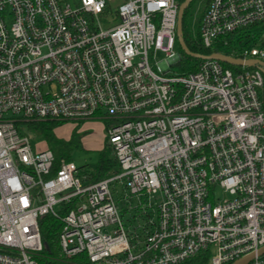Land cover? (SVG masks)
I'll list each match as a JSON object with an SVG mask.
<instances>
[{
    "label": "built area",
    "instance_id": "1",
    "mask_svg": "<svg viewBox=\"0 0 264 264\" xmlns=\"http://www.w3.org/2000/svg\"><path fill=\"white\" fill-rule=\"evenodd\" d=\"M109 1L0 0V264H181L202 252L209 264H264V46L227 54L251 66L202 59L170 75L180 2L124 0L104 26ZM255 27L264 0H208L201 42ZM15 115L106 119L119 172L55 170ZM46 216L61 223L58 256L45 254Z\"/></svg>",
    "mask_w": 264,
    "mask_h": 264
},
{
    "label": "rangeland",
    "instance_id": "2",
    "mask_svg": "<svg viewBox=\"0 0 264 264\" xmlns=\"http://www.w3.org/2000/svg\"><path fill=\"white\" fill-rule=\"evenodd\" d=\"M62 1L76 5L80 0ZM180 1L178 0V2ZM123 3L124 0L109 1L110 10L108 13H106L108 16L104 17V26L110 25V22H116V12L118 11L119 6ZM207 6L208 0H193L190 4L189 15L187 19L188 27L192 32L197 33L199 31L201 19L204 15V12L206 11ZM223 40L227 41L228 45H224L222 40L216 44V48H218L221 53H232L235 56H240L246 49H250L253 46L261 47V42L264 41V32L260 30V27H255L223 37ZM175 52L177 54L180 52L181 59L183 58L182 48L178 42L175 47ZM166 58L167 56L164 53L158 52L156 59L152 61V64L157 66ZM237 67L240 69L242 68L241 66ZM183 73L184 72L181 70V63L178 62L171 65V70L169 71L170 75ZM48 90L51 92L55 91V85L51 84L46 86L45 92ZM13 118L18 120V127L20 128L21 132L29 136L34 149L45 150L48 148L47 146H44L46 142L45 139L39 135L37 130L23 121L22 117L15 115ZM106 128L107 124L104 120L90 119L84 121L82 124L76 122H67L55 130V133L58 137L63 136L64 138L67 135L68 137H72V134L74 131H76V146L74 145L70 147V149L66 151L65 157L68 162H73L80 169V173L82 175H87L86 172H92L98 168L101 157L100 150L105 146V141L107 140ZM109 150L111 151V149ZM110 151L108 152V155L111 154ZM118 172L116 171V173ZM113 186V188L116 189L117 198L122 197L124 195V189L122 185L119 182L114 181ZM216 192L217 196L221 199L230 198L229 194H224L220 189H217Z\"/></svg>",
    "mask_w": 264,
    "mask_h": 264
},
{
    "label": "trees",
    "instance_id": "3",
    "mask_svg": "<svg viewBox=\"0 0 264 264\" xmlns=\"http://www.w3.org/2000/svg\"><path fill=\"white\" fill-rule=\"evenodd\" d=\"M185 0H181L180 3L184 2ZM189 8L185 11V17H184V31H183V38L185 41V44L189 48V50L193 53L200 54V55H211L213 52L217 51L220 52L216 47L211 48H205L204 45L201 42L200 37V28L197 33L192 32L188 27V15H189ZM110 10V6L108 5L106 8V12L108 13ZM261 45L264 46V41L261 42ZM215 49V51H214ZM183 58L179 63H181V70L184 72L183 74H189L192 72H196L199 68L200 63L202 62V59L189 56L182 50ZM231 55L230 53H226ZM225 67L231 68V69H237V67L233 65H229L226 63H223ZM263 101H264V94H263ZM68 121H58V120H30L27 121L30 126H32L35 130L38 131L39 135L42 136L46 143L48 144V148L51 149L55 155V164L54 169L57 170L60 168V166L68 162L65 153L67 150L70 149L72 146H76V131L72 134V137L70 140H65L63 138H60L56 135L55 130L64 124H66ZM109 146L106 144L105 148L100 152V163L98 165V168L92 172H86L89 180H102L107 178L108 176H111L118 172L120 170L118 161L112 151L109 150ZM111 152L110 155H108V152ZM129 212V209L127 206L122 207V214L126 215ZM61 228V223L52 218L51 216H46L41 219V231L44 238V241L47 246V250L45 254H53L54 256H58L60 254V249L58 246V234ZM210 260L209 253L208 252H202L194 256L193 258H190L186 261H184L181 264H208ZM42 264H49L48 261L43 260Z\"/></svg>",
    "mask_w": 264,
    "mask_h": 264
},
{
    "label": "water",
    "instance_id": "4",
    "mask_svg": "<svg viewBox=\"0 0 264 264\" xmlns=\"http://www.w3.org/2000/svg\"><path fill=\"white\" fill-rule=\"evenodd\" d=\"M193 0H185L184 2L180 3L179 7V15H178V27H177V37H178V43L184 53L190 56H194L200 59H215L219 60L223 63L229 64V65H234V66H242V65H247L251 66L254 63H259L257 60H247L243 61L242 59H237L232 56H229L227 54L223 53H212L211 55H200L193 53L189 50L187 45L185 44L184 38H183V31H184V17H185V11L187 8L190 6ZM264 254V247L261 248L258 251V255H263ZM255 258V254H250L246 257H243L239 260H237L233 264H249L253 259Z\"/></svg>",
    "mask_w": 264,
    "mask_h": 264
},
{
    "label": "crops",
    "instance_id": "5",
    "mask_svg": "<svg viewBox=\"0 0 264 264\" xmlns=\"http://www.w3.org/2000/svg\"><path fill=\"white\" fill-rule=\"evenodd\" d=\"M94 119L104 120L106 122V124H108V122H107L106 119H103V118H94ZM82 123H84V121L83 122H80V124H82ZM60 138H63L65 140H70L71 139V137H68V135L65 138L63 136H60ZM106 144H107V140L105 141V146H106ZM44 146H47L48 147V144L45 142V145ZM105 146L101 148L100 152L105 148Z\"/></svg>",
    "mask_w": 264,
    "mask_h": 264
},
{
    "label": "bare ground",
    "instance_id": "6",
    "mask_svg": "<svg viewBox=\"0 0 264 264\" xmlns=\"http://www.w3.org/2000/svg\"><path fill=\"white\" fill-rule=\"evenodd\" d=\"M180 1V0H179ZM76 3V2H75ZM218 49V48H217ZM214 51H215V49H214ZM214 53V52H213ZM179 54H180V52H179ZM190 56V55H189Z\"/></svg>",
    "mask_w": 264,
    "mask_h": 264
}]
</instances>
